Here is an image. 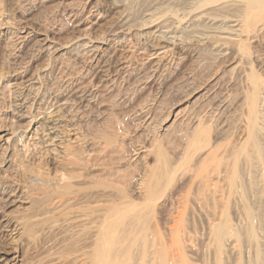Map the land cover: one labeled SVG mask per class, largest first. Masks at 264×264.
<instances>
[{"label": "rangeland", "instance_id": "rangeland-1", "mask_svg": "<svg viewBox=\"0 0 264 264\" xmlns=\"http://www.w3.org/2000/svg\"><path fill=\"white\" fill-rule=\"evenodd\" d=\"M197 1L0 0V135H16L0 147V264H52L57 251L68 245L57 225L64 217L79 216L77 209L83 206L79 202L73 208L77 215L67 217L52 211L49 202L63 167L58 164L57 138L53 142L55 136L44 131V121L57 111L71 118L81 138L75 143L67 134L71 158L90 163L85 172L91 178L72 184L91 187L99 175L118 168L122 175L147 173L158 180L157 196L147 202L152 212L142 221L172 226L183 212L182 234L191 239L179 255L188 264H215L208 222L224 207L232 169L243 180L244 191L264 204L261 162L255 155L248 161L243 156L233 159L246 137L252 64L264 84V34L249 42L245 56L238 46L219 42L214 32L225 28V18L241 16L238 3L218 0V5L199 3L193 10ZM179 24L185 28L174 34ZM159 29L170 36H162ZM44 35L57 48H74L81 40L103 48L54 56L40 49ZM23 74L28 82L14 81ZM36 128L38 140L27 143L23 133ZM109 137L114 142L103 151L98 144ZM145 147L149 153L144 155L139 150ZM248 149L251 153V144ZM37 173L52 187L40 191L33 182ZM131 196L142 204V191ZM235 197L229 205L230 222L244 232ZM259 232L264 234V228ZM224 249L223 263L235 264L237 251Z\"/></svg>", "mask_w": 264, "mask_h": 264}, {"label": "bare ground", "instance_id": "bare-ground-1", "mask_svg": "<svg viewBox=\"0 0 264 264\" xmlns=\"http://www.w3.org/2000/svg\"><path fill=\"white\" fill-rule=\"evenodd\" d=\"M217 1L218 0H198L191 8L194 10L199 3H202L205 6H213L214 4H217ZM223 3L226 5L229 2ZM233 3H238L237 7L241 9V16L225 18L224 20L226 21L223 20L221 22L225 28H221L222 31L218 29V32L215 30V36L219 42H223L226 45L231 44L236 47L238 46L239 51L249 57V42L257 39L258 35L264 34V21H262L264 20V0H235L234 2H231V5H233ZM191 8L188 9L191 10ZM171 14L173 16H178L175 12H172ZM201 18L195 20L201 21ZM120 20L122 25H126L128 22L126 17H123ZM184 28L179 24L177 28H175V32H172L174 34L182 32ZM169 33L162 32V30L160 32V34L165 37L166 35L169 37ZM22 34L23 35L20 36V39L25 40L27 34ZM203 34L205 35V33ZM213 34L214 33H212V36H214ZM168 37L167 39H169ZM210 37L211 35L206 37L205 40L208 41ZM197 39L200 40L201 38L197 37ZM212 39L215 38L212 37ZM166 41L168 42H166V44H170L169 40ZM38 42L40 49L43 52L51 51L54 53V56H57L60 53H71L72 51L80 52L84 50L92 53L93 51L103 48L99 43L82 40L79 42L77 41L78 43L75 42L76 44L74 43V48H71L72 46L57 48V44L50 41L47 35L42 36ZM253 69L254 66L252 64L248 76L251 88L247 97L248 114L246 120V137L243 139L244 141L242 140L243 142L240 145V148L237 151H234L233 159L239 161L243 156L244 160L248 161L249 156L253 157V155H255L256 160L261 162V173L264 175V149L262 147V143H264V115H261V106L264 107V84L259 80ZM24 74L26 75V73ZM24 74L16 78L14 81H20L23 83L28 82ZM34 84L35 83H31V87L36 86ZM71 90L73 89L71 88ZM58 98L59 96L57 95V99ZM63 105L65 106V104ZM47 117L44 121L45 128L47 129L44 131L49 135L55 136V138H52V141L57 138V154L61 155L60 161L58 160L59 163H57L63 167L61 176H57V184L54 186V191L50 192L51 197H49V202L53 207L52 211L57 210L62 216L69 217V215L76 213L79 215L71 219H66V217H64L63 223L57 225V229L59 228V230L62 231V241L66 242L68 245H65L63 248L59 247L61 249L57 251V256L55 259L51 260V263L188 264L186 259L183 257L181 258L179 255L183 249L185 240L187 239V241H189L191 239L189 235L185 237V235L182 234V229L184 227L183 212L179 213L174 218L177 220L173 222L174 225L172 226L161 225L159 224L160 222L157 223V221H142V218L147 212H152L151 206L149 207L147 202H153L154 197L157 196L160 187L158 180L156 181L155 179L156 182H154L152 177L147 175V173L142 176L128 174L122 175V170L118 168L115 170L114 174L104 173L101 176L98 174L99 178L101 177L100 179L103 178V180L100 181L99 179L96 182H93L91 187H86L85 185V188L83 186H74L72 184L74 182L73 180L86 178L91 174L85 172L88 164H90L88 159L71 158V156H73L72 151L66 144L67 141H65L67 134H70L72 137V142L76 143L79 141L80 137L77 133V128H75L76 124H73L71 118L68 120L65 119V116L59 111H57V114H52L50 117ZM64 122H67L68 124L66 127L61 126ZM37 129L38 128L34 129L32 133L29 130L23 133L22 137L26 138L27 143L31 141L36 142L38 140ZM15 136L16 135H11V138H7V134L0 135V147H3V145L8 146L9 142H11ZM3 142L4 144H1ZM113 142V139L109 137L103 141V143H100V145L97 144L99 147L101 146L103 151H107L108 146H111ZM250 144L252 146L251 153L248 149ZM92 145L96 146V143H92ZM139 152L145 155L149 153V150L145 147L144 150H139ZM209 159L210 156H207L202 162L205 163ZM65 167H68L71 170L66 173L64 169ZM230 173H232V175L229 179L227 194H225L227 197H224V207L222 208V211H219L221 213L218 214L217 219L208 222L210 245L213 244L215 247V264H224L223 260L226 255L225 247L226 249L230 248L232 252L237 251V260L235 264H264V234L259 232L260 227L264 228V204H259L257 202L258 199L256 201L254 200V195L250 197L247 192L244 191V188L242 187L244 184L243 180L238 177L237 173L235 176V169H232ZM114 175L115 177H113ZM92 178L94 179V176ZM33 182L38 186V189L40 188V191L45 190V188L47 190V187H52V184L50 183V185L49 182L45 180L42 173H37L33 178ZM207 185L208 184L205 183L204 187H207ZM216 190L218 189L215 188V191ZM138 191L143 192L142 204L136 202L137 200L134 201L131 196V193H138ZM43 192L46 194V191ZM11 196L12 195H10V197ZM234 196H238V198H235L239 202V212H241L243 216V220L240 218V222L244 223L245 228H247L244 232L237 225H232L230 222L228 210L230 207V201ZM79 202H82L83 206H80V209H77V212L75 213L73 208L76 205L78 206ZM52 227H54V225ZM33 237L29 239L34 241ZM63 242L61 243L63 244ZM2 260L3 259L0 256V261Z\"/></svg>", "mask_w": 264, "mask_h": 264}]
</instances>
